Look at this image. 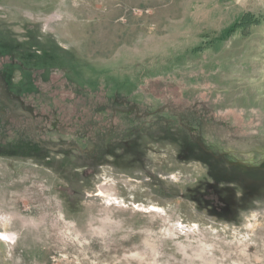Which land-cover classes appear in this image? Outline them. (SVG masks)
I'll list each match as a JSON object with an SVG mask.
<instances>
[{
    "label": "rangeland",
    "instance_id": "374dc122",
    "mask_svg": "<svg viewBox=\"0 0 264 264\" xmlns=\"http://www.w3.org/2000/svg\"><path fill=\"white\" fill-rule=\"evenodd\" d=\"M0 57L16 116L68 121L60 77L120 107L0 142V264H264V0H0Z\"/></svg>",
    "mask_w": 264,
    "mask_h": 264
},
{
    "label": "trees",
    "instance_id": "16d2710c",
    "mask_svg": "<svg viewBox=\"0 0 264 264\" xmlns=\"http://www.w3.org/2000/svg\"><path fill=\"white\" fill-rule=\"evenodd\" d=\"M253 18L250 17V14H245L241 20L236 23L234 29L231 30V33L239 30L243 33L242 36L246 37L249 35V32L252 29L254 21ZM205 48V47H202ZM1 58V57H0ZM6 58L0 59V83L4 81V78H1L3 75L4 65L6 64ZM213 63V62H212ZM211 65V62L205 64V66ZM214 65L218 70L225 69L227 66L223 64V67H219ZM232 65V64H229ZM57 82H53L52 86L57 85L56 83L63 85L65 90H71L75 94L74 97H70V95H66L67 104L70 105L72 101L76 104L70 105L73 107V115L68 119V121L64 120V113L59 112V110L55 107L48 108L42 107L40 109H32L30 113L16 116L12 113L11 108L8 106V102L2 96V91L0 90V142H13L18 137L16 135H21L22 139H38L45 136V134L50 130H55L61 134H65L67 132H71V130L79 129V126L82 125L83 128L80 131H76V133H84L86 136H90V138H94L97 134L103 132H113L117 128V124L119 123L120 112L118 111L120 107H118L117 102H113L109 99L104 98L103 96H99L97 93L92 92L89 89H84L75 85L73 82L68 81L65 78H56ZM65 80L66 82L60 83L61 80ZM60 80V81H59ZM217 84V79L213 82ZM47 83L41 82L38 84V80L36 82V86L38 88V99H43L45 96L43 92V88ZM220 84V82H219ZM214 85V84H213ZM218 91H222L226 93L227 89L220 84V87H216ZM43 96V97H42ZM63 97V96H62ZM215 98V97H214ZM236 96L232 99L231 106L233 107L236 104ZM126 100H129L128 98ZM247 96H244V102L246 103ZM172 102V101H171ZM6 103V104H5ZM192 104L195 108L201 104V100L197 97H191L190 95H184L183 104ZM244 103V107L248 108L247 104ZM28 109H30L29 104H24ZM121 105V104H120ZM225 105H223L224 108ZM118 107V108H117ZM144 106L139 107V109H144ZM179 107V106H178ZM258 108V107H256ZM118 109V110H117ZM174 109H178L175 107ZM255 108L245 109L246 111H250ZM260 109V108H259ZM261 110V109H260ZM91 115V116H90ZM264 115V114H263ZM87 116L90 118L87 120ZM261 121V120H259ZM84 123V124H83ZM87 123H89L87 125Z\"/></svg>",
    "mask_w": 264,
    "mask_h": 264
}]
</instances>
